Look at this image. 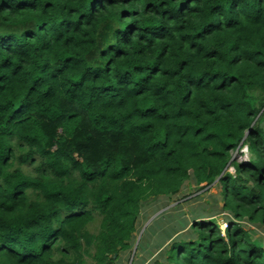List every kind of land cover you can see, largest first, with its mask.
I'll list each match as a JSON object with an SVG mask.
<instances>
[{"label":"trees","instance_id":"16d2710c","mask_svg":"<svg viewBox=\"0 0 264 264\" xmlns=\"http://www.w3.org/2000/svg\"><path fill=\"white\" fill-rule=\"evenodd\" d=\"M192 177L232 217L166 261L264 264V0H0V264H112Z\"/></svg>","mask_w":264,"mask_h":264},{"label":"rangeland","instance_id":"374dc122","mask_svg":"<svg viewBox=\"0 0 264 264\" xmlns=\"http://www.w3.org/2000/svg\"><path fill=\"white\" fill-rule=\"evenodd\" d=\"M251 153L247 146L239 152L232 153V160L237 162H248ZM36 161L26 165L27 174H34L33 170ZM230 172L234 173L231 167ZM221 190L217 185L206 187V183L197 184L194 177L184 182L181 191L172 197L159 196L151 197L142 202L140 216L138 218L137 229L130 241V249L120 253V258L115 259L112 264H119L122 259H130L133 252L135 259L142 252V258L146 264H170L166 261L170 245L175 241H186L195 237L193 223L198 221L211 220L217 224L224 233L229 217L232 215L223 209L224 198L220 195ZM95 221L90 225V232L97 234L100 227V215L95 213ZM241 225L245 224L253 238L264 241V226L247 221H237ZM151 235V233H153ZM142 250V251H141ZM94 249L89 250L90 256H85L84 264H99L94 259ZM137 253V254H136ZM131 262L128 261L127 264Z\"/></svg>","mask_w":264,"mask_h":264},{"label":"crops","instance_id":"0c3cea01","mask_svg":"<svg viewBox=\"0 0 264 264\" xmlns=\"http://www.w3.org/2000/svg\"><path fill=\"white\" fill-rule=\"evenodd\" d=\"M154 234V232L153 233H151V235H153ZM142 251V250H141ZM135 253L133 252V254H132V257L128 260V259H126V255H125V259H122L121 261H120V264H127L128 263V261H132V264H146L147 262L141 257L142 256V252H140L139 254H138V257L139 258H137V259H135V257L133 256ZM137 254V253H136ZM161 263V262H160ZM148 264H150V263H148ZM162 264V263H161Z\"/></svg>","mask_w":264,"mask_h":264},{"label":"built area","instance_id":"2783aa9c","mask_svg":"<svg viewBox=\"0 0 264 264\" xmlns=\"http://www.w3.org/2000/svg\"><path fill=\"white\" fill-rule=\"evenodd\" d=\"M130 264H132V261H131V263Z\"/></svg>","mask_w":264,"mask_h":264}]
</instances>
